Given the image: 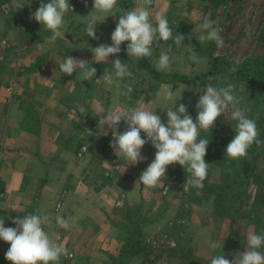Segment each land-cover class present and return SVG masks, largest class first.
Listing matches in <instances>:
<instances>
[{"label":"crops","instance_id":"obj_1","mask_svg":"<svg viewBox=\"0 0 264 264\" xmlns=\"http://www.w3.org/2000/svg\"><path fill=\"white\" fill-rule=\"evenodd\" d=\"M72 1L79 3L74 5ZM72 1L69 3L73 11L64 18L67 33L55 43L48 42L49 31L37 30L24 22L29 14L25 12L31 10L25 1L23 15L15 17V22L3 23L1 29L2 35L9 34L13 38V51L9 54L10 60L15 61V64L11 62L15 71L20 65L17 57L21 60L23 53L24 73L28 79L24 81V93L23 89L11 95L0 93V212L5 213L0 219H4L6 228H14L13 220L18 217L38 210L50 215L52 224L45 225V230L53 242L70 253L61 256L58 264H143L141 256L124 251L122 236L112 221H120L116 209L141 204L140 196L151 189L138 179L154 160L156 150L150 143L146 144L141 149L143 161L130 165V161L122 155L118 157L111 149L112 130L107 125L99 127V117L103 115L100 109L127 108L126 100L116 93V90L120 92L122 81L112 85L118 89L112 88L115 93H111L112 86L96 84L95 80L105 71L113 72L110 64L120 55L110 56L102 63L93 60L90 49L100 44L111 45L110 31L98 23V39L87 36L84 31L88 22L86 13L93 10V1ZM124 1L128 0H121L117 6L123 8ZM134 3V8L139 7L142 0H134ZM154 6L153 0L149 7L153 23ZM15 11L18 13L17 9ZM113 18L114 15L108 16L106 20ZM69 56L87 61L86 67L105 66L96 69L93 80L81 81L79 68L71 76L59 71V63ZM14 78L19 80L18 75ZM137 102L132 107L154 111L149 103L138 105ZM80 106L85 108L84 113H80ZM70 111L78 113L80 118L71 120ZM126 130L122 120L118 131ZM141 137L146 138L143 132ZM82 146H86V151L78 157ZM178 202L179 199L174 205ZM169 211L162 218L161 215L152 218L149 225L169 223L173 214L172 211L168 214ZM57 215L68 220V229L56 225ZM9 247L0 240V264H10L5 259ZM173 260L174 264H179L178 259Z\"/></svg>","mask_w":264,"mask_h":264},{"label":"clouds","instance_id":"obj_2","mask_svg":"<svg viewBox=\"0 0 264 264\" xmlns=\"http://www.w3.org/2000/svg\"><path fill=\"white\" fill-rule=\"evenodd\" d=\"M153 0H142V5L120 14L118 23L111 33V45L100 44L91 48L93 60L96 63L107 62L110 56H118L121 52V45L127 42L126 52L129 58L140 60L151 57L155 48H160V42L172 40L177 47H185L183 42L185 36L175 34L169 26L165 16L157 14L155 24L150 19L149 7ZM118 0H93V11L86 17L87 25L84 29L87 36L91 39H98L96 36V25L102 23L108 16H113ZM73 11L69 0H48L41 3L39 8L30 15L29 19L38 22L43 28L51 33L48 42L55 43L57 38L65 36L62 31L65 24V15ZM115 16V15H114ZM200 35L197 37L202 44L205 41L215 42L218 48L224 46V39L220 35L222 29L213 26V22L204 19L199 25ZM189 59L194 63H199V56L191 46ZM171 52L169 46L165 51L160 52L156 65L157 71H166L171 68ZM87 61L74 57H67L59 63V71L71 76L79 68L81 81L93 80L96 76V69L86 67ZM113 72H106L95 80L96 84L112 86L122 81L126 77H132L133 73L129 70L128 63L120 59L112 61ZM235 71V69H232ZM209 80L220 79L219 77H208ZM125 90L120 95L125 96L131 101L133 91L130 85H123ZM202 95L196 104L197 116L195 122L184 104L176 107L174 101L176 93L171 84H162L158 97H162L165 102L173 103L172 107L166 110L167 122H162L161 117L156 111L147 110L141 107H127L123 110L109 106L107 109L101 108L103 113L99 117V127L107 125L112 130L113 139L110 147L114 154L123 156L130 165H135L143 161L141 149L148 143L155 148V158L144 170L138 181L146 188H154L165 177L167 167L179 164L188 174L183 185L184 191L190 188L202 189L203 181L207 177L209 164L205 162L206 150L209 140L199 138L201 131L212 130L215 121L220 116L235 122V136L227 145L225 157L230 160H237L246 157L248 149L256 144L264 143L258 139L259 133L254 119L249 118L241 110L242 97L235 95V85L227 83L226 86H217L208 83L202 88ZM80 113L85 112V108L80 106ZM126 124L127 130L119 132L118 127L121 121ZM141 132L146 138L141 137ZM107 163V162H105ZM108 164V163H107ZM167 191V190H166ZM199 195V192H197ZM56 225L60 228L68 229V220L57 215ZM16 227H5L4 219H0V240L9 244L5 259L10 264H58L61 256H69L70 253L61 244L53 242L45 225L52 224V217L36 213H30L23 217L13 220ZM247 250L239 252L230 261L225 258L221 251L212 257L210 264H264V230L257 233L248 231L246 236ZM209 247L215 251L223 249L220 242L210 243Z\"/></svg>","mask_w":264,"mask_h":264},{"label":"rangeland","instance_id":"obj_3","mask_svg":"<svg viewBox=\"0 0 264 264\" xmlns=\"http://www.w3.org/2000/svg\"><path fill=\"white\" fill-rule=\"evenodd\" d=\"M24 1L31 9L25 12L29 14L28 20L26 19L24 22H26L27 25L29 23L32 28L37 30L40 28L43 29V26L35 23L32 19H29V17L39 8L41 3H47L48 0H0V93L4 94L8 93L11 95V93H15L16 90L18 93L21 89L24 90V81L28 79L25 77L24 73L23 53L21 60L20 56L17 57L20 65L17 64L18 70L15 71V66L11 64V62L15 64V61L13 59L10 60L11 54H9L13 51V38L10 37L9 34H1L3 23L15 22V17L18 18L20 15H23ZM91 1L93 0H88V3ZM154 1L155 6L152 11L154 15V24L157 14L165 16L168 19L169 26L173 30V36L177 33L185 36L183 42L185 47H177L172 40L160 42V48H155L154 45L152 56L147 58L150 65L156 69L160 52L165 51L171 46L172 52L170 55L172 66L165 72H177L191 76L209 67L208 61H210V57L222 58L237 65H241L242 63L253 64L251 69L255 66L261 69L262 72L257 77L259 80L256 84L244 85V79H240V81L234 85L235 95L242 97L241 104L239 105L241 110H254L255 112L261 113L263 120L257 130L259 137L264 140V0H226L225 4L220 5L215 4L216 0ZM118 2L121 3V0H118ZM127 2H123V8L116 6L113 12V15H115L113 20L105 19L103 23H100L101 26L110 31V34L114 31L120 14L131 10V8L129 9L126 5ZM70 3L74 4L73 1ZM4 4H7L8 7L6 12L4 11L5 8L3 9ZM16 9L18 13H16ZM92 11H88L86 16ZM118 13L120 14L116 17ZM204 19L211 20L214 27L222 29L220 35L224 39L223 47L218 48L215 42L205 41L201 44L198 41L197 37L201 34L199 25ZM62 31H64L66 35V28L63 27ZM187 46H191L194 52L198 54L199 63H194L189 59L191 50L187 48ZM126 48L127 42L121 45V52L118 56L124 54V56L128 57ZM8 61H10L9 65L7 64ZM110 65L113 68L112 63ZM90 67L99 70L97 65ZM16 75H18L19 80L14 78ZM136 77L138 78L137 81L139 84L133 86L129 83L133 89L130 94L132 99L129 101L127 97L123 96L122 99L126 100L125 104L127 107H132L137 101L138 105L140 103H149L150 108L157 111L156 114L160 116L162 122L166 124V110L168 107H172L174 102H165L162 97L157 96L160 87L154 90L151 89L152 82L143 68L137 70ZM127 81L129 82V80ZM206 84L208 83L203 84L198 89L195 87H187L186 89L183 84H176L173 88V91L176 93L174 101L179 100L181 96V99L177 101L176 107L178 108L181 103L184 104L188 109V114L192 116L194 122L197 116L196 104L200 95L203 94L201 90ZM214 85L225 86L226 84L218 83ZM112 88L118 89V87L112 86L111 93H115ZM123 90L125 89L121 87L120 92ZM24 92L25 90L23 93ZM120 92L116 90V93ZM253 94L255 96L251 99L250 97L253 96ZM6 99H8V96ZM0 107L2 108V104H0ZM71 113L76 112L70 111L68 114L70 115ZM76 114L79 116L78 113ZM227 115L228 113H225V116ZM225 116L222 115L217 118L214 128H221L222 133L227 136L235 122L226 119ZM236 163L238 164V162ZM257 168L261 171L264 170V160H260L257 163ZM209 169L214 175L215 172L218 171L216 165L210 164ZM167 170L168 174L165 173V177L161 178L162 182L160 181L157 184L160 186L151 188V191H144L143 196H140L141 204L139 205L142 206L140 223L143 233L140 240L142 242V247L137 252L135 251V254L141 256L142 260L144 259L143 264H174V260L171 261L173 258L178 259L176 261L179 264H210L212 257L219 254L221 251L225 254V258L231 261L235 254L247 250L246 236L248 231L260 230L261 232L264 230V204L260 206V202L253 201L255 194L259 191L257 185L254 184L253 177H249V179L243 178L242 186L236 192V197L240 196L239 214L237 217L234 216L230 218L229 212L219 217L212 213L214 207L212 198L200 204L194 201L189 202L186 197L187 191L183 190L184 186L181 180H178L176 173L184 169L179 164H173L168 166ZM230 176H232V174ZM231 179L233 178L231 177ZM178 199L179 202L177 205H174V202ZM231 200L233 203L232 209L235 211L234 206H238V199L235 202L234 198L231 197ZM263 201L264 195L262 203ZM166 211H169L167 212L168 214L171 213V211L173 213L170 215V220H168L169 223L164 222V224L154 227L150 226L153 224L149 225L152 218L156 219L159 215H161L162 218ZM246 213L250 214L249 218L244 216ZM258 213L260 217L257 216ZM257 218L260 220L262 228L257 227ZM231 219H233L234 222H230ZM176 224L180 226L174 227ZM176 242L180 244L183 250H188L198 259L185 260L178 254L180 252L179 250L174 256L173 253H170L171 251H165L166 249L175 247ZM213 242H220L223 244V249L213 251L209 247L210 243ZM262 251H264V249H262ZM156 255L157 257H155Z\"/></svg>","mask_w":264,"mask_h":264},{"label":"trees","instance_id":"obj_4","mask_svg":"<svg viewBox=\"0 0 264 264\" xmlns=\"http://www.w3.org/2000/svg\"><path fill=\"white\" fill-rule=\"evenodd\" d=\"M226 0H216L215 4H225ZM127 6L129 9H133L134 0H128ZM186 34V33H185ZM184 34V35H185ZM119 59L122 62H128L129 70L132 71V77H126L122 80L123 85L131 83L133 86L138 85L137 81V70L144 69L149 79L152 82L151 89L154 90L158 88L162 84H171L173 88L176 84H183L185 88L187 87H195L199 88L205 83H233L236 84L240 79H244L243 84L253 85L258 82L259 79L257 77L261 74V69L256 66L251 69L253 64H245L237 65L234 63H230L222 58L218 57H210L208 61L209 67H206L203 71L193 74L191 76L180 74L177 72H165V71H157L152 65H150L149 60L147 58H142L140 60H136L134 58H129L127 56L121 55ZM105 65H97V68L101 70ZM236 66V67H235ZM235 69V71H232ZM219 77L220 79L209 80L208 77ZM129 80V82L127 81ZM226 86V85H225ZM253 96L250 98L253 99ZM254 111V110H253ZM253 111H244L245 114L256 121L257 128L262 124V116L261 113L253 112ZM235 136V124L231 128L230 133L226 136L222 133L221 128H214L207 132L201 131L199 138H206L209 140V145L206 150V155L204 157L205 162L211 165H216L218 171L215 172V175L208 168V174L205 180L203 181L202 189L190 188L187 191L186 197L188 201H194L197 203H202L203 201H208L212 198L213 201V209L212 213L215 216H224L226 213H230L229 217L233 218L237 217L239 214V200L240 196L236 197V192L242 186L243 178L249 179V177H253L254 184L257 185V193L255 194L253 201L260 202V206L264 204L262 203L263 195H264V170H258L257 163L260 160H264V143L257 146L253 144L248 149V154L246 157L230 160L225 157V150L227 145L231 142V140ZM258 139L264 141L263 138L258 136ZM238 162V164L236 163ZM177 178L181 180L182 185L185 184L186 178L188 174L183 171H178ZM232 174V176H230ZM231 177L233 179H231ZM261 190V191H260ZM2 191L0 190V193ZM199 192V195L197 194ZM240 195V193H239ZM262 196V197H261ZM231 197L234 198L235 202L238 199V206L235 207V211L232 209L233 203ZM115 212L120 217V221H112V225L114 228L122 235V247L125 248L128 254H135V251L141 249L142 247V226L140 223L141 214H142V206L136 205L131 208L127 205H124L120 209H116ZM241 212V211H240ZM242 213V212H241ZM4 212H0V217ZM247 218H249L250 214H244ZM260 217V214L257 215ZM230 222H234L233 219ZM257 227H261V222L257 218L256 222ZM180 225H175L174 227H179ZM232 226V225H230ZM257 233L260 230L255 231ZM178 250L181 252L178 253L180 257H183L185 260L187 259H198L193 256L188 250H183L178 242L175 243V247L170 249H166L165 251H171L170 253H177Z\"/></svg>","mask_w":264,"mask_h":264},{"label":"built area","instance_id":"obj_5","mask_svg":"<svg viewBox=\"0 0 264 264\" xmlns=\"http://www.w3.org/2000/svg\"><path fill=\"white\" fill-rule=\"evenodd\" d=\"M3 9L6 12V10L8 9L7 4H4ZM69 117L71 120H73V119L77 120L78 119V115L76 113H71L69 115ZM85 151H86V146H82L80 152L78 153V157H81Z\"/></svg>","mask_w":264,"mask_h":264}]
</instances>
